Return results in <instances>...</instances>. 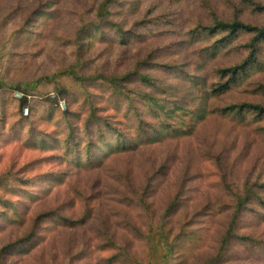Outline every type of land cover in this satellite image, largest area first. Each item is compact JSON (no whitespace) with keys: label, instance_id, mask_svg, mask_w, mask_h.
Returning <instances> with one entry per match:
<instances>
[{"label":"rangeland","instance_id":"rangeland-1","mask_svg":"<svg viewBox=\"0 0 264 264\" xmlns=\"http://www.w3.org/2000/svg\"><path fill=\"white\" fill-rule=\"evenodd\" d=\"M102 1L0 0V90L16 92L23 99L30 97L21 110L34 105V119L43 110L41 102L47 100L48 106L60 109L54 118L61 122L60 114L67 109V99L74 98L83 107L78 109L80 118L74 120V126L80 129L89 111L86 104L89 93L104 95L99 106L105 108L104 113H110L106 98L111 97L100 81L83 82L71 73L92 77L126 72L154 48L168 50L155 60L158 64L186 65L190 75L208 73L214 63L197 73V56L191 55V49L177 45L186 41L188 31L196 23H207L209 12L220 18L227 17L232 5L240 2L135 0L140 7L134 16L129 15L127 6L114 5L110 9L114 13L112 20L122 24L124 31L143 35L142 42L120 46L97 44L91 39L87 52L80 57L77 32L82 25L93 21L91 11ZM41 4H44L41 9L48 7L46 19L33 15ZM241 17L248 23L261 22L260 16L249 10ZM142 19L147 22L134 25ZM39 32L44 34L40 36ZM225 60L220 57V64L226 61L231 64L236 59L230 56ZM148 74L165 81L172 88L169 91L176 85L184 88V79L175 73L168 75L153 68ZM259 80L264 82V69L221 100L209 102V107L215 109L243 101L263 102V98L253 97L251 90L254 89L251 84ZM189 96L187 105L191 107ZM123 110L127 111L125 105ZM18 111L19 105L13 104L5 118L0 113V264H111L109 258L114 252L105 248L106 237L119 247L126 246L141 259L144 246L132 236L129 225L143 233L146 219L131 201L151 179L147 198L155 220L162 217L175 194L183 192L169 224L173 234L182 230L189 235L181 238L171 263L202 264L214 255L227 225L229 215L224 207L231 201L229 190L241 192L245 185L264 182V137L254 125L239 124L236 119L211 115L191 128L188 118L185 121L174 118L169 121L172 131L175 134L183 131V136L166 132L151 143L140 142L135 147L132 142L126 144L134 146L129 151L108 153L93 168L81 169L53 159L54 151L30 147L28 139L33 127L19 123ZM148 122L153 123L149 119ZM56 126L42 122L34 125L38 132L51 136L56 134ZM66 133L67 129L63 128L60 136L63 138ZM135 137L140 140V136ZM110 139L111 136L107 138ZM50 175L60 177L61 182L51 183ZM19 179L26 184L20 186ZM261 195L264 197V191ZM4 200L14 205L20 217L14 214L13 218V211L2 207ZM41 214L48 218L38 224L32 240L2 253L5 246L29 236L34 220ZM62 218L85 221L82 225L68 226ZM243 221L239 233L264 240V225L252 215L244 216ZM229 253L228 264H264V246L247 249L232 244Z\"/></svg>","mask_w":264,"mask_h":264},{"label":"trees","instance_id":"trees-1","mask_svg":"<svg viewBox=\"0 0 264 264\" xmlns=\"http://www.w3.org/2000/svg\"><path fill=\"white\" fill-rule=\"evenodd\" d=\"M181 1L183 0H173L174 3ZM114 5L118 7L127 6L129 15L133 16L137 14L140 7L139 1L135 0H103L94 11H91L93 12V21L87 25H82L77 32L78 56L82 57L87 52L91 39H94L97 44L108 43L109 45L117 44L120 46L142 42L143 35L132 30L124 31L122 24L112 20L114 13L110 9ZM42 6L44 4L39 6V11L34 10L33 15L35 17L42 16L46 19L49 16L46 13L48 7L45 5L41 9ZM247 10L249 13L259 15L261 22L252 24L243 21L241 16ZM207 19V23H196L188 31L186 41L177 45L179 48L191 49V55L197 56V73L204 72L206 68L211 67L212 63L215 64L208 73H204L202 76L190 75L186 65L158 64L155 60L161 58L168 50L154 48L148 51L142 60L135 62L134 66L126 72L93 75L92 77H80L76 73H71L75 79L83 82L91 81L92 84L95 81H100L101 87L109 92L108 97L112 99L111 102V99L106 98L110 104L108 106L110 113H104L105 108L102 109L99 106L103 102L104 95L89 93L86 102L89 111L80 129H76L74 120L80 118L81 112L79 110H83V107H79L74 98L67 99V109L60 114L62 121L58 123L54 117L56 111L60 112V109L48 106L47 100L41 102L43 103V110L39 117L34 119V105H29L28 116L22 114L21 107L26 103V98L16 100L11 91L0 90V113L5 118L13 104L19 105V123L25 122L33 127L28 145L32 148L54 151L56 155L52 157L53 159L62 164L81 169L93 168L108 153L129 151L134 146L141 144L140 142L151 143L152 140L159 138L161 134L166 132L175 134L176 131H172V125L169 123L174 118L180 121L182 119L185 121L188 118L186 120L191 124V128H193L194 123H199L211 115L231 120L236 119L239 124L254 125L264 137L263 81L250 83L254 88L251 89L253 97L263 98V102L243 101L215 109L209 107V102L221 100L227 93L243 83H248L253 75H257L264 69V1L240 0L238 5H232V11L227 17L220 18L213 12H209ZM144 22L147 21L142 19L133 24L143 25ZM42 34L44 33L39 32L40 36ZM230 56H235L236 59L231 64L226 61L229 60ZM220 57L226 59L224 64H220ZM153 68L160 69L168 75L175 73L180 79L182 77L184 88L176 85L172 91H169L172 88L167 87L165 81L153 79L148 74V71ZM188 96L191 99V107L187 105ZM32 102L35 103L33 100ZM124 105L127 109L126 112H123L125 110H123ZM148 119L153 123L150 124ZM39 122L45 123V125L52 124L54 127L57 125L56 134L51 136L38 132L34 125L39 124ZM63 128L67 129V133L62 138L60 134ZM125 132H128V135H124ZM182 132L175 135L181 137L185 134ZM79 133L81 135L78 136ZM109 136L111 139L107 140ZM135 136H140V140L138 141ZM41 137L42 139L39 140L38 138ZM132 142L133 147L126 145ZM99 150H104L107 153L96 155L95 152ZM69 155L70 158H68ZM50 177L53 178L51 183L61 182L60 177H54V175H50ZM151 181H148L141 194L135 196L134 200L131 201L146 219L143 233L129 225L132 236L144 246L143 256L141 259H137L126 246L119 247L113 240L106 237L105 248L114 252L109 258L111 264H174L171 263V260L181 238H184L185 234L189 235L182 233V230L178 234H173V229L170 228L169 224L170 217L179 207V200L183 193L181 190L175 194L162 217L157 220L153 219L151 204L147 198L152 187ZM18 182L20 186L26 184V181L21 179ZM262 191H264V182H253L250 185H245L241 192L233 193L229 190L231 201L224 207V211L229 215L227 225L217 242L214 255L202 264H228L232 244H238L247 249L264 246L263 239L239 233L246 215H252L254 220L264 225ZM22 192L28 195L25 189ZM1 203L6 211H13L14 218V214H17L16 211H18H15L14 205L8 200ZM17 215L20 217L19 214ZM47 218L48 216L45 214L38 215L32 224L31 234L21 241L5 246L2 253L10 252L15 246H20L21 243L30 242L38 224ZM8 220L11 223L14 222V219L9 218ZM61 221L65 225L72 226L74 223L82 225L85 220L72 221L62 218ZM176 264L180 263L176 262Z\"/></svg>","mask_w":264,"mask_h":264},{"label":"built area","instance_id":"built-area-1","mask_svg":"<svg viewBox=\"0 0 264 264\" xmlns=\"http://www.w3.org/2000/svg\"><path fill=\"white\" fill-rule=\"evenodd\" d=\"M12 95H13V97H14L16 100H21V99H23V96L19 95V94L16 93V92H13ZM26 99L29 100L30 97H26ZM22 114H23V116H28V107H25V108L22 109Z\"/></svg>","mask_w":264,"mask_h":264}]
</instances>
